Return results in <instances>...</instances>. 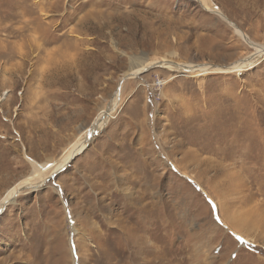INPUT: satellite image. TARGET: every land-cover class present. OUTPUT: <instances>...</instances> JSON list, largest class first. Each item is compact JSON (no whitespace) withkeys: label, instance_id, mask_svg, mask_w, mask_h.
<instances>
[{"label":"rangeland","instance_id":"obj_1","mask_svg":"<svg viewBox=\"0 0 264 264\" xmlns=\"http://www.w3.org/2000/svg\"><path fill=\"white\" fill-rule=\"evenodd\" d=\"M210 1L264 44V0ZM252 53L195 0H0V200L121 90L86 149L0 213V264H264V57L123 78L134 59Z\"/></svg>","mask_w":264,"mask_h":264},{"label":"bare ground","instance_id":"obj_2","mask_svg":"<svg viewBox=\"0 0 264 264\" xmlns=\"http://www.w3.org/2000/svg\"><path fill=\"white\" fill-rule=\"evenodd\" d=\"M195 1L200 5L201 8H203L208 12L216 14L223 21L227 22L232 28H234L236 35L240 37L247 44V46L253 50V53L249 57H246L245 59L236 62L235 64L233 63L225 66H214L207 64L197 65V64H187V63L182 64V63L172 62L171 60L147 63L145 60H136L133 58L136 62L132 64L130 69L124 74L123 78L135 79L140 73L154 67H160L161 69L170 72L189 73V74L195 73L197 75L206 74L207 72H212V71H218L222 73H226V72L239 73L240 71H243L249 68L250 66H252L253 64H255L256 62L260 61L261 58L264 57V44L262 45L252 41L247 36V34H245L240 29H238L233 22L229 21L228 18L224 15V13H222L219 8L214 6L210 0H195ZM18 50L21 51V47H19ZM11 53L12 52L8 50L6 52V55L11 56ZM120 91H121L120 88H118L113 93L110 100V105L107 108H102L100 110V113L95 118L93 123L85 130L82 136H80L74 142V144L71 145V147L65 152L63 157L57 163L44 168L41 165H38L30 160V164L32 167L31 174L26 179H24L19 184H17L11 191H9V193L3 199L0 200V213H2V211L4 210V208L8 203L10 204L14 201V198L20 194L19 193L20 190L25 188L38 189V187L43 186L46 180H48L50 177L61 171L74 157L81 154L86 149L89 142H91V140L96 135L101 133L102 130H104V128L107 126L111 114L119 104ZM2 96L3 97L1 99L6 100L8 97V91L4 93ZM71 231L73 232L71 235L75 236L74 233L77 230L73 225L71 226Z\"/></svg>","mask_w":264,"mask_h":264},{"label":"water","instance_id":"obj_3","mask_svg":"<svg viewBox=\"0 0 264 264\" xmlns=\"http://www.w3.org/2000/svg\"><path fill=\"white\" fill-rule=\"evenodd\" d=\"M51 178H52V177H51ZM51 178H50V179H51ZM27 189H29V188L22 189L19 193H21L23 190H27ZM30 189H32V188H30ZM14 199H15V198H14ZM8 204H9V203H8ZM8 204H7V205H8ZM7 205H6V206H7Z\"/></svg>","mask_w":264,"mask_h":264}]
</instances>
